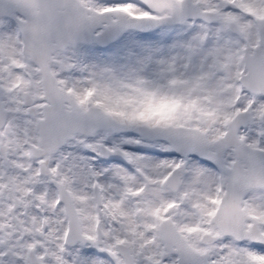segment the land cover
<instances>
[{"label": "snow or ice", "instance_id": "obj_1", "mask_svg": "<svg viewBox=\"0 0 264 264\" xmlns=\"http://www.w3.org/2000/svg\"><path fill=\"white\" fill-rule=\"evenodd\" d=\"M0 264H264V0H0Z\"/></svg>", "mask_w": 264, "mask_h": 264}]
</instances>
